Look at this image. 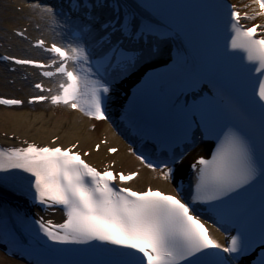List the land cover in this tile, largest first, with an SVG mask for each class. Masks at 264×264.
<instances>
[{
    "label": "snow or ice",
    "instance_id": "snow-or-ice-1",
    "mask_svg": "<svg viewBox=\"0 0 264 264\" xmlns=\"http://www.w3.org/2000/svg\"><path fill=\"white\" fill-rule=\"evenodd\" d=\"M27 7L53 23L59 8L72 37L69 43L35 41L48 62L0 55L56 78L55 88L34 83L46 95L29 103L49 101L108 121L116 81L141 66L167 63L168 55L174 80L166 110L147 114L136 127L164 158L153 161L137 149L131 154L158 179L177 185L172 192L135 190L129 182L138 170H116L115 161L100 169L78 143L62 146L58 136L43 146L25 140L26 146L0 148V179L6 184L16 175L34 201L64 219L32 220L4 208L0 234L35 264H264V0L245 5L250 13L223 0H67L66 11L32 0ZM258 18L261 23H242ZM215 22L218 43L210 39ZM13 34L28 40L26 28ZM169 38L187 44L174 58ZM24 103L0 97V105ZM203 140L215 141L214 148L194 157L186 173L188 149ZM101 144L107 140L95 144L96 151ZM185 174L187 185L180 179ZM202 216L229 233L227 245L210 234Z\"/></svg>",
    "mask_w": 264,
    "mask_h": 264
},
{
    "label": "bare ground",
    "instance_id": "bare-ground-1",
    "mask_svg": "<svg viewBox=\"0 0 264 264\" xmlns=\"http://www.w3.org/2000/svg\"><path fill=\"white\" fill-rule=\"evenodd\" d=\"M23 4L18 0H0V29H13L16 28L14 27L15 25L23 24V26L28 27L27 29H29V31L27 33L29 35L44 34L45 37L51 40V38H53V28L55 25L57 26V23H53L51 20L40 19L37 13L32 12L27 5ZM19 5H23V11L17 10ZM36 24H40V30L33 29V26ZM10 35H12L11 32ZM19 40L21 42H19ZM7 41H12L13 43L19 42L17 44H24L25 46L27 45L26 41H23L14 34L12 35V39ZM6 43L7 42H4V45H6ZM10 43L11 42H9V44ZM7 77L13 78V71H9L5 65L0 64V90L7 89L13 93L9 83L6 84ZM29 90L30 86L27 84L24 90L16 93V95L23 97L24 93ZM11 96H13V94ZM47 106L46 104L35 106L24 105L20 108H6L0 106V141H13L10 140L8 136L11 133H13L16 138L39 141L41 144L49 143L53 137L58 136L60 137L58 143L64 146L78 142L80 148L91 149L95 143L99 142L101 135L106 133L108 134V139H110L113 144H119L110 128L104 126L103 122L92 120L66 107ZM93 124L96 126L95 129L92 127ZM4 132L7 135L6 137L2 136ZM106 148V145H102L99 152L92 151L90 159L94 160L105 156ZM107 160H114L116 163L121 160H126L130 168L138 169L140 175L134 180L133 184L135 186L144 187L146 184L163 186L161 182L162 179H158L155 173L142 167L132 156L131 151L125 147H122L114 156H109ZM0 264L17 263L0 252Z\"/></svg>",
    "mask_w": 264,
    "mask_h": 264
},
{
    "label": "rangeland",
    "instance_id": "rangeland-1",
    "mask_svg": "<svg viewBox=\"0 0 264 264\" xmlns=\"http://www.w3.org/2000/svg\"><path fill=\"white\" fill-rule=\"evenodd\" d=\"M22 25H23V24L15 25L14 27H23ZM10 30H11V28H9V29H8V28H7V29H6V28H1V29H0V40H2V41H0V46H1L2 43H4V38L10 37V36H9V34H10ZM9 79H11V78H9V77L6 78V84L9 83ZM9 84H11V83H9ZM10 86H11V85H10ZM11 88H12V91H13V90H15L16 92L19 91V87H17V86H16V87H12V86H11ZM10 92H11V91H9V90H7V89H6V90H5V89H4V90H0V93L12 94V93H10Z\"/></svg>",
    "mask_w": 264,
    "mask_h": 264
}]
</instances>
